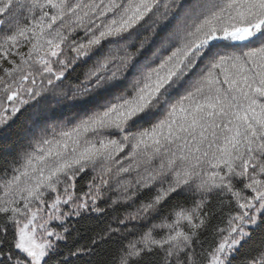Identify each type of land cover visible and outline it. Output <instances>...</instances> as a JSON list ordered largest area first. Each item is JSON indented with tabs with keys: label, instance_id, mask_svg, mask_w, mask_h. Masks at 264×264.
<instances>
[{
	"label": "snow or ice",
	"instance_id": "obj_1",
	"mask_svg": "<svg viewBox=\"0 0 264 264\" xmlns=\"http://www.w3.org/2000/svg\"><path fill=\"white\" fill-rule=\"evenodd\" d=\"M26 114L0 264L91 257L104 205L109 264H264V0H0V138Z\"/></svg>",
	"mask_w": 264,
	"mask_h": 264
},
{
	"label": "trees",
	"instance_id": "obj_2",
	"mask_svg": "<svg viewBox=\"0 0 264 264\" xmlns=\"http://www.w3.org/2000/svg\"><path fill=\"white\" fill-rule=\"evenodd\" d=\"M86 68L77 69V72L73 74V79L78 75H82ZM56 114L61 115V110L59 108L54 109ZM30 114H26L21 117L13 129L9 132L7 137L0 138V146L5 144L15 145L16 143H24V137L26 135L27 129L30 126ZM14 155V153H12ZM11 159V155L8 156ZM0 160V164H2ZM105 213L100 214H85L83 219H73L71 221V236L66 242L68 247L63 248L65 256H69V248L74 247H86L91 245L92 241L95 239L98 241L99 247L96 252L91 257H85L84 259L78 260L76 257H70L74 264H109L112 256L115 254L118 247V241L116 239H109L107 241H101L100 236L110 230L112 227H118V219L125 215V211L121 208L120 211H116L111 208ZM119 234H113V236H118ZM62 244L64 242H61Z\"/></svg>",
	"mask_w": 264,
	"mask_h": 264
},
{
	"label": "bare ground",
	"instance_id": "obj_3",
	"mask_svg": "<svg viewBox=\"0 0 264 264\" xmlns=\"http://www.w3.org/2000/svg\"><path fill=\"white\" fill-rule=\"evenodd\" d=\"M56 109H57V108H56ZM59 110H60V109H59ZM111 195H112V196H115L116 193L113 192V193H111ZM104 206L107 207V205H104ZM88 214H89V215H87V216H90L91 214H97V213H88ZM74 219H75V218H74Z\"/></svg>",
	"mask_w": 264,
	"mask_h": 264
},
{
	"label": "rangeland",
	"instance_id": "obj_4",
	"mask_svg": "<svg viewBox=\"0 0 264 264\" xmlns=\"http://www.w3.org/2000/svg\"><path fill=\"white\" fill-rule=\"evenodd\" d=\"M108 209H111V208H108Z\"/></svg>",
	"mask_w": 264,
	"mask_h": 264
}]
</instances>
